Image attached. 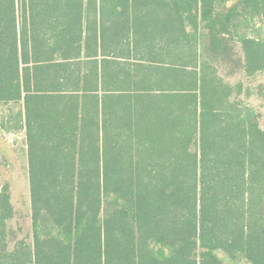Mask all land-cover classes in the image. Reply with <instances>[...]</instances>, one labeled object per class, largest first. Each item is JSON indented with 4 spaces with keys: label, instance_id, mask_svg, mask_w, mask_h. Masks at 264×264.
Instances as JSON below:
<instances>
[{
    "label": "trees",
    "instance_id": "1",
    "mask_svg": "<svg viewBox=\"0 0 264 264\" xmlns=\"http://www.w3.org/2000/svg\"><path fill=\"white\" fill-rule=\"evenodd\" d=\"M240 8L264 22V0H0L32 210L10 247L2 186L0 264H264V35Z\"/></svg>",
    "mask_w": 264,
    "mask_h": 264
},
{
    "label": "rangeland",
    "instance_id": "2",
    "mask_svg": "<svg viewBox=\"0 0 264 264\" xmlns=\"http://www.w3.org/2000/svg\"><path fill=\"white\" fill-rule=\"evenodd\" d=\"M234 3L239 0H232ZM239 28L242 34L249 36L264 35V22L260 15L252 16L247 10L239 9ZM249 11V10H248ZM227 68H222L225 74ZM232 82L244 79L242 71H235L232 75H226ZM257 80L264 82V74ZM252 104L260 113V122L264 128V103L256 97L251 98ZM23 105L21 103H0V190L7 183L11 195L15 215L9 221L10 247H13L18 239H26L32 242L31 220V195L28 170V145L25 128L16 129L20 123ZM23 119V118H22ZM23 121V120H22ZM21 124V123H20ZM13 137L14 142L10 141Z\"/></svg>",
    "mask_w": 264,
    "mask_h": 264
},
{
    "label": "built area",
    "instance_id": "3",
    "mask_svg": "<svg viewBox=\"0 0 264 264\" xmlns=\"http://www.w3.org/2000/svg\"><path fill=\"white\" fill-rule=\"evenodd\" d=\"M10 141H11V142H14V139H13V137H11V138H10Z\"/></svg>",
    "mask_w": 264,
    "mask_h": 264
}]
</instances>
